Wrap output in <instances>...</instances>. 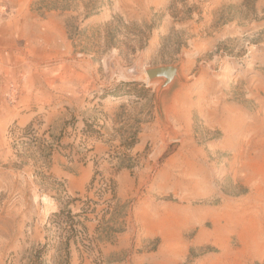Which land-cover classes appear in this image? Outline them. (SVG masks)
Listing matches in <instances>:
<instances>
[{
	"label": "rangeland",
	"instance_id": "374dc122",
	"mask_svg": "<svg viewBox=\"0 0 264 264\" xmlns=\"http://www.w3.org/2000/svg\"><path fill=\"white\" fill-rule=\"evenodd\" d=\"M166 65V84L144 77ZM128 158L127 204L159 214L116 249L115 200L86 188ZM62 188L98 202L79 262L264 264V0H0V264L44 242L62 264Z\"/></svg>",
	"mask_w": 264,
	"mask_h": 264
},
{
	"label": "trees",
	"instance_id": "16d2710c",
	"mask_svg": "<svg viewBox=\"0 0 264 264\" xmlns=\"http://www.w3.org/2000/svg\"><path fill=\"white\" fill-rule=\"evenodd\" d=\"M113 95V94H112ZM87 127L90 125L85 123ZM19 132L22 136H32L34 133L33 122L31 121L28 125L19 129ZM137 140L132 138L128 143V148H131ZM131 158H128V162H121L118 167L111 173V176L105 177L99 170L95 169L93 174L87 184L86 191L92 189L95 183L98 185L97 196L98 198H103L108 196L104 201H114L117 198V183H116V175L118 171L122 168H132L133 164L130 162ZM59 197H54L55 202L57 203L58 209L55 212H52L49 217V222L54 223L59 228L62 225H65L64 228L66 235L63 237V241L61 243V251H62V264H69L70 254L72 248L78 249L79 245L84 249H88V233L86 222H88L91 218L90 215L94 214L96 211L97 201L92 200L88 196H69L65 193V190L59 192ZM63 193V195H62ZM65 198V200H62ZM64 204V206H63ZM71 207H78L76 212H72ZM120 229H109L110 232H119ZM107 234V239L110 237V234ZM109 240V239H108ZM48 246L47 242H44L38 249L35 250L33 254V259L35 264L41 263V256L46 251Z\"/></svg>",
	"mask_w": 264,
	"mask_h": 264
},
{
	"label": "crops",
	"instance_id": "0c3cea01",
	"mask_svg": "<svg viewBox=\"0 0 264 264\" xmlns=\"http://www.w3.org/2000/svg\"><path fill=\"white\" fill-rule=\"evenodd\" d=\"M66 176L69 179V184L73 187V190H80L81 188V166L77 169V174L66 172ZM117 183V198L115 199V208L113 210V214L110 213V222L120 221L125 224L124 228H119L120 231L116 232V243L115 248L121 249L125 248L129 245L130 240L132 238V231L134 224H143V216L146 214L152 215L155 219L159 214V210L157 207L151 208L144 204H136L130 207L127 204L126 198L127 194L133 193L139 190L141 185L143 186V177L141 175L136 176L132 174L129 168H122L118 171L116 177ZM98 217L97 215H93L92 218L86 222L87 233L88 235H93L97 232V225L95 221ZM100 218V217H99ZM103 219H99L98 222H102ZM111 229H114L111 227ZM113 244V243H112ZM102 246L103 249H111L113 245L111 243L106 242ZM63 257V256H62ZM69 264H89L88 260H83L82 262L78 260L77 254L74 250H71Z\"/></svg>",
	"mask_w": 264,
	"mask_h": 264
},
{
	"label": "water",
	"instance_id": "95a60500",
	"mask_svg": "<svg viewBox=\"0 0 264 264\" xmlns=\"http://www.w3.org/2000/svg\"><path fill=\"white\" fill-rule=\"evenodd\" d=\"M145 72L149 78L162 76L164 78L163 84H166L173 76L177 75V69L168 65L149 68Z\"/></svg>",
	"mask_w": 264,
	"mask_h": 264
},
{
	"label": "bare ground",
	"instance_id": "6f19581e",
	"mask_svg": "<svg viewBox=\"0 0 264 264\" xmlns=\"http://www.w3.org/2000/svg\"><path fill=\"white\" fill-rule=\"evenodd\" d=\"M144 77H145V78L148 77L145 71H144ZM161 77H162V76H161ZM173 77H174V76H173ZM173 77H172V78H173ZM148 78H149V77H148ZM172 78H171V79H172ZM212 236H213V235H212Z\"/></svg>",
	"mask_w": 264,
	"mask_h": 264
}]
</instances>
